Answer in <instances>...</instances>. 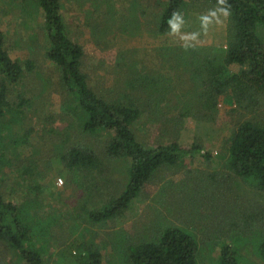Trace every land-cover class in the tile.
Masks as SVG:
<instances>
[{
    "label": "rangeland",
    "instance_id": "rangeland-1",
    "mask_svg": "<svg viewBox=\"0 0 264 264\" xmlns=\"http://www.w3.org/2000/svg\"><path fill=\"white\" fill-rule=\"evenodd\" d=\"M166 1L62 0L67 32L70 38L84 46L87 52L86 66L82 70L88 74L90 85L100 94L105 91L109 94L108 99L117 97L115 90L122 77L110 64L104 65L102 62L104 58H112L116 50L135 48L151 50L154 47L164 48L167 44H196L205 46L212 56L219 54L212 59L214 64L218 63L217 60L221 59V56H225L223 55L226 53L227 44L225 11L210 3L205 4L208 8L202 9L193 4L192 8L186 9L185 16L182 15L174 21V27L172 26L170 32L158 35L156 31L159 34L160 32L157 20ZM140 3L143 4L141 11L147 12L146 16L141 17L142 24L140 19H135L138 13L141 14V11H138ZM22 6L23 4L17 0H0V12L3 14L1 24L6 35L7 49L14 60L25 61L31 58L35 59L36 63V68L28 72L20 83L8 86L7 97L13 108L7 113L8 117L16 115L18 118L12 127L13 139L21 141L24 138L22 136L28 133L27 128L43 130L40 133L33 130L28 142L21 141L18 146H11L6 158L9 156L12 158V166H6V169L0 167V177H4L2 189L8 200L19 203L24 197L32 198L37 204L34 208L36 213L42 217L46 216L47 220L52 216L50 233L55 235V242L48 236L35 243L38 247L44 244L47 247L44 252L45 264H76L77 259L73 255H76L77 245L83 242L92 248L95 247L94 243H98L103 254V264H125L122 258L127 252V242L139 243L152 238L153 232L148 220L157 215L154 207L162 211L167 207L173 210L178 198L184 203L182 208H188V211L185 210L183 214L177 210L179 216H182L169 217L167 222L183 226L195 234L200 248L206 253L202 254L201 261L203 262L204 257L209 255L201 264H219L221 247L226 244L239 252L241 264H264L256 253V246L251 243L259 236L264 238V192L228 169L225 166L224 153V144L236 127L253 114H263L264 110L249 113L239 108L235 102H226L221 95L218 98V110L214 113L215 121H205L209 119L205 117L198 120L182 119L181 116L175 115L182 129L179 130V134H175L179 132L176 131L170 137L173 136L185 146L200 142L213 153V160L206 161L198 154L193 160L186 159L187 166H182L179 174H173L177 168H169L167 171L160 169L155 173L152 183L144 187L143 194L129 209L113 219L95 223L88 217L89 212L102 208L109 198L114 196L112 195L114 189L115 191L122 189L127 178L128 161L106 157L105 142L110 138L109 132L102 131L101 134L95 135L81 129L82 121L78 120L69 108L68 93L64 94L61 91L63 87L61 72L46 56L49 44L43 12L38 10L34 15L24 16L21 12ZM28 6L30 9L33 8L30 3ZM123 14L129 15L128 23L130 16L135 19L137 34H133L130 24L124 28L117 27L124 21L121 17ZM146 20L149 22L148 25ZM102 33H105L106 39H100L99 46L96 40ZM18 40L23 44L20 45L21 41L15 44ZM110 44L114 45V48H109ZM139 53L143 56L142 52ZM161 58H164L162 54ZM152 62H149L150 65ZM162 62L164 60H161L160 64ZM153 63L155 66V62ZM166 63L171 67L170 61ZM158 67H155L157 75L161 70V67L160 70ZM243 68L239 64L230 66L234 72H240ZM174 69L171 68V72ZM141 71H145V64L141 65ZM144 86L148 88L146 79ZM45 87L48 88V92ZM22 98L29 99L30 104L20 108L18 104ZM150 116V111L143 112L134 123V131L139 140L152 144L162 135L163 124ZM168 116L171 117L169 114ZM162 119L165 117L162 116ZM65 139H68V142H61ZM78 143L94 149L101 160L104 163L106 161V168L109 169L103 175L97 176L100 184L99 187L93 188L92 192H89L90 185L86 184L90 183V180L83 181L85 177L90 178V173L85 170H68L59 156L62 149L66 151ZM31 158L38 172L27 175L22 172L23 166L27 165ZM2 171L9 175L5 177ZM202 172L210 173L209 182L198 179L199 182L196 183L169 185L166 194L159 199L165 206L155 201L157 192L170 178L178 181L186 173L199 175ZM37 185L40 186L39 189H36ZM27 207L33 208V204L28 203ZM257 215L259 218L253 219ZM248 223L253 226H248ZM248 228L255 231H249ZM54 231L56 233H53ZM3 243L5 242L0 241V257L4 254L0 264L15 260V255ZM71 245L73 255L68 253ZM13 264L23 263L19 260Z\"/></svg>",
    "mask_w": 264,
    "mask_h": 264
},
{
    "label": "trees",
    "instance_id": "trees-1",
    "mask_svg": "<svg viewBox=\"0 0 264 264\" xmlns=\"http://www.w3.org/2000/svg\"><path fill=\"white\" fill-rule=\"evenodd\" d=\"M17 1L23 4L21 12L24 16L34 15L38 10L43 12L44 28L49 44L46 56L61 72L63 84L61 91L64 94L68 93L69 108L77 119L82 121L81 129L95 135L101 134L102 131L109 132L110 138L105 142L106 157L122 158L128 161L127 178L122 189L119 191L114 189L112 192L114 196H111L102 208L89 212L88 217L95 223L113 219L129 209L143 194L144 187L152 183L155 173L160 169L167 171L169 168H177L173 174H179L180 168L187 166L186 159L193 160L198 154L206 161L213 160V153L200 142L185 146L178 139L170 137L174 132L182 129L175 115L181 116L182 119L198 120L205 117L209 118L205 121H215L214 113L218 110V98L221 95L226 102H235L239 108L249 113L259 109L264 110V0H167L157 20L160 32L159 34L156 31L158 35L166 34L171 30L177 17L181 13H186V9L192 8L193 4L202 9L208 8L205 4L210 3L224 10L227 13V44L226 53L223 54L225 56H221L222 58L217 60L218 63L214 64L212 59L219 54L212 56L205 46L196 44H167L164 48L154 47L151 50L136 48L135 50H116L112 58L102 60L104 65L110 64L113 70L119 71L121 80L124 79L117 84L118 88L115 90L117 97L110 99H108V93L103 91L100 94L90 85L88 74L82 70L86 66L87 52L84 46L74 42L67 32L62 0ZM28 3L33 5L32 9L29 8ZM142 5L140 3L139 12ZM125 12L127 14V11ZM146 15V10H143L135 19H140L142 24L141 17ZM2 16L0 12V73L2 77L0 81V167L6 169V166H12V158L10 156L6 158V153L11 146H18L21 141L28 142V137L33 130L40 133L43 129L27 128L28 133L22 136L24 138L21 141L12 138V127L16 124L15 119L18 118L15 117L16 115L8 117L7 112L13 108L7 97L8 86L20 83L28 72L36 68V63L35 59L31 58L25 61L14 60L6 47V35L1 24ZM121 17L124 21L117 27L124 28L130 24L133 34H137L135 19L130 16L128 23L129 15L123 14ZM146 21L148 25L149 22ZM100 39H106L105 33L98 36L96 40L99 46ZM19 41L21 40L16 41L15 44ZM22 44L21 41L20 45ZM108 47L114 48V45L110 44ZM139 52H142L143 56ZM160 53L165 59H160ZM161 60L164 62L160 64ZM150 61L155 62V66L153 62L150 65ZM167 61H170L171 67L167 65ZM142 64H145L143 72ZM232 64H239L244 68L240 72H234L230 69ZM155 67H158V70L161 67L158 75ZM171 68L174 69L173 72ZM145 79L148 82V88L144 86ZM45 89L49 91L47 87ZM28 104L30 100L22 98L18 106L21 108ZM145 111H150V117L153 120L158 119L163 124L162 135L152 144L139 140L134 131L135 121ZM162 116L165 119H162ZM25 119L26 122L28 119L26 117ZM44 129L47 131L45 126ZM177 133L179 134L180 131L175 134ZM18 138L21 137L18 136ZM68 139L61 142H68ZM224 145L225 166L256 189L264 192V113L253 114L241 122ZM59 156L68 170H85L90 173V178L85 177L83 180L84 182L90 180V183H86L90 185L89 192H92L96 186L99 187L100 179L97 176L109 170L106 168V161L104 163L94 149L80 143L66 151L62 149ZM23 167L21 171L27 175L38 172L32 158ZM2 173L5 177L9 175L5 171ZM209 174L208 172H202L199 175L186 173L178 181L170 178L157 192L155 201L161 203L159 199L166 194L169 185H180L183 182L196 183L199 182L198 179L207 183ZM3 179V176L0 177V241L5 242L3 244L15 255V260L11 259L6 264H13L19 260L23 264H45L44 252L47 247L45 244L38 247L35 243L48 236L52 242H55V235L50 233L52 216L47 220L46 216L42 217L36 213L34 208L37 204L32 198L24 197L19 203L8 200L2 189ZM39 188L40 186L37 185L36 189ZM176 200L173 210L167 207L165 211H162L154 207L157 215L148 220L153 232L152 238L139 243L126 241L127 252L122 258L123 263L201 264L208 259L209 255L204 257L203 262L201 261L202 254L206 253L200 248L199 240L194 233L183 226H175L167 222L169 217L180 218L182 215L179 216V210L183 214L185 210L188 211V208H182L184 203L181 199ZM28 203H32L33 208L27 207ZM161 205L165 206L162 203ZM257 218L259 215L253 219ZM251 225L253 226L248 223V226ZM248 230L255 231L249 228ZM251 243L254 247L256 246V253L264 261V238L259 236ZM94 245L95 247L92 248L86 246L85 242L78 244L75 250L76 255H73L71 245L68 253L76 257V264H103L102 251L98 243ZM3 255L0 261L4 259ZM218 263L241 264L240 254L229 244L223 245Z\"/></svg>",
    "mask_w": 264,
    "mask_h": 264
},
{
    "label": "crops",
    "instance_id": "crops-1",
    "mask_svg": "<svg viewBox=\"0 0 264 264\" xmlns=\"http://www.w3.org/2000/svg\"><path fill=\"white\" fill-rule=\"evenodd\" d=\"M224 11V10H223ZM227 14V13H226ZM182 15H184L185 16V13H181L178 17H181ZM177 17V18H178ZM173 27H174V22H173Z\"/></svg>",
    "mask_w": 264,
    "mask_h": 264
}]
</instances>
